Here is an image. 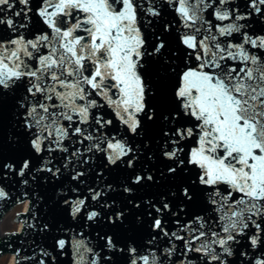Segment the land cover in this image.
<instances>
[{
    "label": "snow or ice",
    "instance_id": "1",
    "mask_svg": "<svg viewBox=\"0 0 264 264\" xmlns=\"http://www.w3.org/2000/svg\"><path fill=\"white\" fill-rule=\"evenodd\" d=\"M165 9L149 41L140 21ZM93 171L104 183H86ZM13 176L70 179L56 205L95 233V245L83 230L57 236L38 264L69 249L72 264H264V0H0V182ZM197 194L203 210L188 213Z\"/></svg>",
    "mask_w": 264,
    "mask_h": 264
},
{
    "label": "water",
    "instance_id": "2",
    "mask_svg": "<svg viewBox=\"0 0 264 264\" xmlns=\"http://www.w3.org/2000/svg\"><path fill=\"white\" fill-rule=\"evenodd\" d=\"M38 2V0H34ZM233 3L242 4L243 0H233ZM145 6L147 7V0H145ZM170 9H165L162 13V18L160 24L153 22L152 26H145L144 21H140L141 29L145 32L149 41L152 39V31L155 28L157 31L160 29V26L165 22L173 19L174 14L169 15ZM38 19V18H37ZM151 19V17H148ZM215 23V21H214ZM31 38V37H29ZM170 44L173 49H177L178 45L176 43L175 35L169 37ZM176 64L180 66V69L184 67L183 56L178 52L176 57ZM194 66V65H193ZM148 69V78L152 81L153 85H157L158 82V69L159 65L154 61H149L147 64ZM178 69V70H180ZM153 104L158 102L157 98H153ZM110 111V110H109ZM117 130L120 126L117 122ZM14 130L12 129L9 121L6 119L4 126V136ZM23 142V138H22ZM192 145H189L191 147ZM152 151L156 152V146L153 144ZM9 155L13 159H19L21 153L11 152ZM47 155V153H44ZM63 154L57 153L55 163L59 166L64 163L61 159ZM104 161L97 158L95 161V170H100ZM145 164V161L142 159L138 162L137 168H140ZM151 164V162H149ZM157 167H162L163 165L160 161H156ZM127 169H113L111 171L104 170V175L109 177V180H116L119 177H122L127 174ZM23 179H27L28 184L22 183ZM97 179H100L101 183H104L102 178H97L95 176V171L87 174V184H92L95 186ZM189 179V174H184L182 177H179L175 183H180L181 180L187 182ZM172 182H169V185L157 188L153 186L148 189H142L137 193L138 196H151L152 194H158L159 192H167L169 186ZM0 186L5 188V191L8 193L7 199H0V259L5 256H14V264H38L40 257V249L43 248L49 252H52V245L57 236H70L71 230L74 228L75 231L79 232L83 230L86 235L90 236L95 245V233L90 228H84L82 225L78 226L76 222L72 221L65 213L59 210V207L56 205V201L60 195L67 192V190L72 186V183L69 180L61 179L59 182H44L43 180L32 181L30 177L25 176L24 178L13 176L10 177L7 181L0 182ZM82 190L86 193V186H81ZM68 195H73L68 193ZM119 199V198H118ZM27 203V208L24 212H17L14 215L13 221L15 224H20L21 228L14 231H2V223L9 213H11L16 207H21L23 204ZM204 207V200L200 194H197L196 200L191 204L186 206L188 213H201ZM173 217H169L166 222V227L169 230H173L176 226L172 223ZM186 217L182 214L181 222H185ZM47 223L51 231L40 233L37 230H34L28 225H42ZM59 229H68L67 232H60ZM107 231V229H103ZM134 238L138 243H143L147 239V233L143 230L135 234ZM123 242V241H122ZM176 243L182 248L183 245L176 241ZM163 247V245H162ZM96 251L100 252L101 255H105L100 248H96ZM18 253V255H17ZM30 257H35V259H29ZM58 264H72V252L69 249L67 255L59 256L57 258Z\"/></svg>",
    "mask_w": 264,
    "mask_h": 264
},
{
    "label": "rangeland",
    "instance_id": "3",
    "mask_svg": "<svg viewBox=\"0 0 264 264\" xmlns=\"http://www.w3.org/2000/svg\"><path fill=\"white\" fill-rule=\"evenodd\" d=\"M21 207H16L9 215L8 219L5 220L1 226L2 231H14L15 230V223L13 221L14 215L17 212H20ZM0 264H8V256L2 257L0 259Z\"/></svg>",
    "mask_w": 264,
    "mask_h": 264
},
{
    "label": "bare ground",
    "instance_id": "4",
    "mask_svg": "<svg viewBox=\"0 0 264 264\" xmlns=\"http://www.w3.org/2000/svg\"><path fill=\"white\" fill-rule=\"evenodd\" d=\"M26 208H27V203H25V204H23V205L21 206L20 211H21V212H24V211L26 210ZM9 215H10V213L7 215V217L5 218V220L8 219ZM5 220H4V221H5ZM2 224H3V223H2ZM20 228H21V225H20V224H16V225H15V230H16V231L19 230ZM8 264H14V256H13V255L8 256Z\"/></svg>",
    "mask_w": 264,
    "mask_h": 264
}]
</instances>
